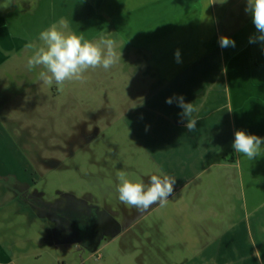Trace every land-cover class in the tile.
<instances>
[{"label": "rangeland", "instance_id": "rangeland-1", "mask_svg": "<svg viewBox=\"0 0 264 264\" xmlns=\"http://www.w3.org/2000/svg\"><path fill=\"white\" fill-rule=\"evenodd\" d=\"M12 1L0 0V10L9 9ZM36 3L37 0H17L15 8L30 11ZM225 3L226 7L223 6ZM246 6L247 0L215 2L216 15L221 19H232L228 32L236 35L231 39L238 40V55L248 53L250 38L258 34ZM73 8H68V18L56 16L46 28L61 18L67 20L71 31L78 35L85 36L97 27L98 22L90 26L92 23L87 21L91 14L89 8ZM97 17H103L106 23L101 30L91 32L92 41L101 35L110 38L108 34H117L109 14L97 13ZM25 18L27 22H33V18ZM40 22H33L35 27L31 29L38 30ZM87 26L92 28L87 29ZM218 28L221 37L227 29L222 25ZM29 42L37 46L41 43L37 37H30ZM115 44L116 49L126 48L123 41ZM256 44H259L258 40L254 46ZM25 45L12 53L4 69L0 70V164L3 165L0 168L15 165L16 172L26 180L20 186L19 197L0 202L2 258L9 256L16 264H64L63 259L69 257V261L78 264H97V256L85 251L89 248L88 243L79 230L83 219L81 213L90 215L99 210L100 213L106 211L108 220L114 222L109 231H103L99 243L101 246L108 243V255L101 259L104 264L180 263L191 256V249L195 247L189 246L188 242L185 249L182 238L190 242L193 238V244L195 238L199 242L204 238V246L207 239L211 243L220 236L205 232L208 222H203L204 218H212L214 225H220L222 221L231 229L228 237L233 240L229 251L236 264L241 261L242 264H264V241L259 238L263 234L257 233L255 226L258 218L264 219V208L249 213L254 208L249 205L246 216L243 203L238 201L240 191L237 189L236 201L226 206L218 202L221 208L215 206L208 212L201 211L197 202L194 204L189 200L194 198L195 192L191 193L194 184L179 189V181L193 173L188 170L179 173V139L176 142L163 137L160 148L164 151L158 153L157 148L149 151L146 144H151V136L137 134V123L130 124L128 110L140 101L142 94L160 84L143 55L136 53L137 58L133 54L129 58L122 56L108 70L102 67L89 69L81 80L50 86L39 76L42 67L28 69L27 61L33 50ZM117 53L120 55L121 52L117 50ZM226 58L227 62V54ZM229 91L235 101L244 98L242 90L233 87ZM235 91L239 92L237 99ZM236 107L233 102V111ZM243 107L250 109L245 104ZM229 113L215 122L218 128L208 127L203 131L208 136H216L218 141L213 142L210 138L193 140L190 146L205 151L211 145H218L230 159L234 139L231 126L228 128L226 116ZM248 116L247 124L261 118L255 112H249ZM235 122L240 124L238 116ZM169 142L173 148L168 149ZM221 171L219 167L211 166L208 174L217 175ZM152 175L176 178L174 192L165 203L157 202L141 211L119 200L116 189L122 183L121 176L147 187ZM184 205L187 209L181 216L182 209L179 208ZM76 209L82 211L76 212ZM65 218H69L66 227ZM95 225L89 223V227ZM78 240L82 243L81 249L74 244ZM77 250H81V256L76 255Z\"/></svg>", "mask_w": 264, "mask_h": 264}, {"label": "crops", "instance_id": "crops-1", "mask_svg": "<svg viewBox=\"0 0 264 264\" xmlns=\"http://www.w3.org/2000/svg\"><path fill=\"white\" fill-rule=\"evenodd\" d=\"M242 1L237 0L240 3ZM212 2L213 0H96L95 2L37 0L35 9L18 11L15 8L17 0H13L9 9L0 10V70L4 69L12 53L23 48L30 37L38 38L40 31L52 23V18L56 16L68 18L70 6L72 8L74 6L73 9L79 6L89 8L91 14L87 21L92 23L90 26L98 22L95 29L85 34L84 37L88 40H92L95 33L93 31L101 30L106 23L103 17H97V13L109 14L117 34L110 33L108 36L117 44L120 41L125 42L126 48L116 49L121 52L120 57L129 58L133 54L137 58L136 53L143 55L150 63L156 80L160 81V84L150 89V92L142 94L140 101L128 110L127 118L130 124L134 126L137 123L135 129L137 134L151 136V144L149 142L146 144L149 151L157 148L158 153L163 152L164 149L160 148L163 137H170L176 142L179 139V173L182 170L193 172L187 179L179 181V189L194 184L195 188L191 190V193L195 192L194 198L189 200L194 204L197 202L201 211L208 212L212 208L215 209V206L221 208L218 202H223L224 206L231 204L237 200L236 191L239 189L238 201L243 203L247 216L249 205L254 206L249 213H256L264 208V154L249 160L243 154L236 153L233 148L230 159H227L225 155L227 153L221 151L218 145H211L205 151L190 146L193 140L202 141L210 138L213 142L218 141L216 136H208L203 131L208 127L218 128L215 122L220 116L227 115L228 111L230 113L226 117L229 122L228 128L230 129L231 126L233 139L239 129L264 139V43L258 40L259 44L254 46V43L249 42L251 49L246 55L237 54V39H233L234 47L222 48L219 43L218 25L225 26L227 30L223 32V36L227 34V37L231 38L235 35L228 32L232 19L226 20L224 17L221 19L216 15L215 3ZM223 6L226 7V3ZM25 17L33 18L34 23L42 20L39 29L33 31L31 29L35 27L33 22H27ZM90 26H87V29H91ZM258 35L259 33L253 38ZM177 50H179V61L175 55ZM143 67L146 72V66ZM218 72L220 76H217ZM233 87L244 93V98L240 101H235V98L231 97L229 88ZM238 91H235L236 99L239 98ZM179 97H183L185 103H193L197 109L192 114V118H199L193 131L186 127L187 118L183 116V109L179 106ZM168 98H172V103L166 102ZM233 102L237 106L234 111ZM242 103L248 105L250 109H244ZM249 112L259 113L261 118L253 120L252 124H247ZM236 116L240 119L239 125L235 122ZM80 120L85 121L81 118ZM215 131L219 130L215 128ZM1 144L4 145L2 140ZM168 146V149L174 147L171 142ZM211 166H217L222 171L217 175L208 174ZM4 168H0V202L19 197L20 186L26 182L25 178L14 169L15 165ZM181 209V216H184V209L187 207L184 205L183 208H179ZM79 211L82 210L76 209V212ZM97 213L100 211L97 210ZM262 213L264 216V211ZM100 214L109 217L106 211ZM87 215L83 214L84 221L81 220L82 227L80 225L79 230L88 243L89 248L85 251L97 256V264H104L101 259L108 255L106 249L108 243L99 245L102 237L96 241L87 240V233L95 232L93 229L88 231L84 228ZM68 219L65 218L64 227L68 225ZM204 221L208 222V226L204 227L206 233L220 234V236L211 243H208L207 239V246L202 245L204 238L199 242V239L194 237V244L193 238L192 242L182 238L185 249L188 242L189 246L195 247L191 249L189 258L177 264H236L229 251L233 240L232 237H228L231 229H228L222 221L220 225H214L215 221L212 218H204ZM257 221L256 232L263 234V236L259 235V238L262 237L264 241V219L258 218ZM103 231L109 230L101 229V232ZM74 244L78 249L82 248L80 240ZM80 251L77 250L76 255L81 256ZM76 262L69 261V257L63 259L64 264H78ZM0 264L16 263L7 256L0 259Z\"/></svg>", "mask_w": 264, "mask_h": 264}, {"label": "clouds", "instance_id": "clouds-1", "mask_svg": "<svg viewBox=\"0 0 264 264\" xmlns=\"http://www.w3.org/2000/svg\"><path fill=\"white\" fill-rule=\"evenodd\" d=\"M217 2L213 0L212 3ZM223 3L224 0H219ZM252 15L253 23L258 37L250 38V43L257 40L264 43V0H247L245 9ZM38 40L39 46L29 42L25 45L27 49L33 50V54L27 61V67L32 70L42 67L39 73L41 80L52 85L55 83L62 86L66 81L81 80L83 74L89 69L102 67L105 70L116 65L120 60V55L116 51L115 41L101 35L97 40L86 39L83 35H78L71 31L69 22L61 18L50 27L40 31ZM220 46L226 48L234 47L235 41L227 36H221ZM179 61V50L176 52ZM167 103H172V98H168ZM179 106L183 109V116L187 118L186 127L193 131L196 128L198 117L192 118V114L197 111L193 103H185L183 97L178 98ZM264 139L256 134H250L243 129L235 132L233 148L236 153L243 154L249 160L264 154L262 149ZM122 183L117 187L119 200L135 207L137 210H144L154 203L161 204L174 192L176 178L158 175L149 177L148 186L143 183H134L121 176Z\"/></svg>", "mask_w": 264, "mask_h": 264}, {"label": "flooded vegetation", "instance_id": "flooded-vegetation-1", "mask_svg": "<svg viewBox=\"0 0 264 264\" xmlns=\"http://www.w3.org/2000/svg\"><path fill=\"white\" fill-rule=\"evenodd\" d=\"M87 214V213H85ZM83 215V213H82ZM91 216V217H89ZM92 217H96V218H92ZM103 218V219H102ZM84 221V220H82ZM89 223H95L96 225L94 227H89ZM101 224V225H100ZM114 225V222H112L111 220H108V217H103L102 214L97 213V210H95L92 214H88L86 221H85V229H88V231L90 230H95L94 233H87V240L89 242L91 241H96L99 237L101 238L103 235V232H101V229L103 230H110Z\"/></svg>", "mask_w": 264, "mask_h": 264}]
</instances>
